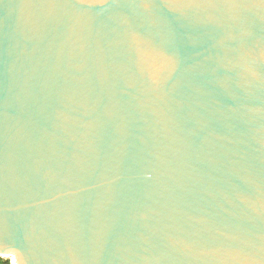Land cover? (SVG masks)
Masks as SVG:
<instances>
[{
	"label": "water",
	"instance_id": "obj_1",
	"mask_svg": "<svg viewBox=\"0 0 264 264\" xmlns=\"http://www.w3.org/2000/svg\"><path fill=\"white\" fill-rule=\"evenodd\" d=\"M0 257L264 264V0H0Z\"/></svg>",
	"mask_w": 264,
	"mask_h": 264
},
{
	"label": "trees",
	"instance_id": "obj_2",
	"mask_svg": "<svg viewBox=\"0 0 264 264\" xmlns=\"http://www.w3.org/2000/svg\"><path fill=\"white\" fill-rule=\"evenodd\" d=\"M11 260L0 257V264H10Z\"/></svg>",
	"mask_w": 264,
	"mask_h": 264
},
{
	"label": "rangeland",
	"instance_id": "obj_3",
	"mask_svg": "<svg viewBox=\"0 0 264 264\" xmlns=\"http://www.w3.org/2000/svg\"><path fill=\"white\" fill-rule=\"evenodd\" d=\"M10 264H11V262H10Z\"/></svg>",
	"mask_w": 264,
	"mask_h": 264
}]
</instances>
